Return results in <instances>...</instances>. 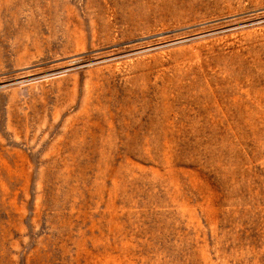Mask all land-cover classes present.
Masks as SVG:
<instances>
[{
    "label": "rangeland",
    "instance_id": "1",
    "mask_svg": "<svg viewBox=\"0 0 264 264\" xmlns=\"http://www.w3.org/2000/svg\"><path fill=\"white\" fill-rule=\"evenodd\" d=\"M0 264H264V0H0Z\"/></svg>",
    "mask_w": 264,
    "mask_h": 264
}]
</instances>
